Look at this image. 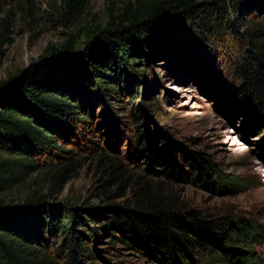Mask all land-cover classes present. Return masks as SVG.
<instances>
[{"label":"trees","instance_id":"obj_1","mask_svg":"<svg viewBox=\"0 0 264 264\" xmlns=\"http://www.w3.org/2000/svg\"><path fill=\"white\" fill-rule=\"evenodd\" d=\"M90 1L61 0L60 25L79 23ZM105 1L104 27L48 45L36 61L0 82V195L21 194L7 202L0 198V264H112L97 250L105 236L163 264H197L193 255L199 253L214 262L264 264L255 252L264 247L263 226L239 216L206 219L165 190L184 172L170 143L152 146L145 137L140 106L130 109L129 122L120 121L119 128L133 126L126 132L144 160V175L109 163L102 147L109 140L104 122L115 121L110 102L134 95V84L143 80L134 68L190 63L208 52H201L198 36L212 49L224 37L241 43L230 62L239 107L264 128V0ZM85 150L105 166L102 188L116 184L118 191L128 184L130 198L96 206L56 202L85 165ZM184 156L186 180L218 193L243 192L242 183L222 175L203 155Z\"/></svg>","mask_w":264,"mask_h":264},{"label":"rangeland","instance_id":"obj_2","mask_svg":"<svg viewBox=\"0 0 264 264\" xmlns=\"http://www.w3.org/2000/svg\"><path fill=\"white\" fill-rule=\"evenodd\" d=\"M60 1L0 0V82L36 61L48 45L60 46L82 29L105 26L108 19L105 0H91L79 23L69 29L60 25ZM214 1L204 0L206 3ZM198 37L202 41L199 43L201 52H208L200 58H190V63L163 61L141 63L134 68L144 73L140 78L143 80L133 86L135 94L125 93L119 100L110 102L115 108V121L110 117L105 122L103 117L99 119L107 123L106 128L103 126V135H109V140L104 138L102 147L109 163H119L133 176L144 175V160L134 151L133 134L126 132H132L133 126L128 123L126 131L119 128L120 121L129 122L130 109L140 106L145 115V137L152 146L170 143L184 172L183 180L167 184L165 189L178 205L206 219L239 216L264 227V128L248 120L241 111L238 83L230 69L231 59L242 45L224 37L214 41L212 49L208 44L203 45V37ZM197 153L215 165L222 175L242 183L243 192L218 193L186 180L189 167L184 155L193 157ZM81 155L85 157V165L56 198L57 203L96 206L102 205L101 201L119 204L130 198L128 184L121 185L123 188L118 191L116 184L102 188V182L108 177L96 153L85 150ZM106 195L113 200L107 201ZM20 197L18 192L0 195L6 202ZM97 250L112 264H163L127 250L108 236L99 242ZM255 252L264 261V247L257 246ZM193 259L197 264H232L214 262L200 253L194 254ZM90 263L102 264V261L97 259Z\"/></svg>","mask_w":264,"mask_h":264}]
</instances>
